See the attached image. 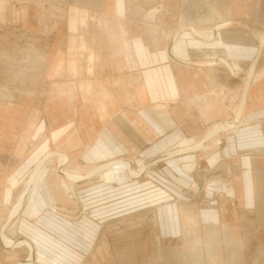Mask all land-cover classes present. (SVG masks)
<instances>
[{"label": "rangeland", "instance_id": "obj_1", "mask_svg": "<svg viewBox=\"0 0 264 264\" xmlns=\"http://www.w3.org/2000/svg\"><path fill=\"white\" fill-rule=\"evenodd\" d=\"M125 1L107 0L106 5L130 18L129 29L134 33L141 25L149 28L144 21L156 17L152 26L162 49L168 47L164 37L169 31L180 34L179 15L181 20L192 22H184L185 26L195 25L206 13L227 15L229 4L228 0ZM259 1L256 17L246 4L229 7V20H226L229 24L220 33L226 34L222 29H227L233 36L246 32L253 38L252 77L264 68V41L260 40L261 37L264 40V0ZM63 2L67 5L69 0ZM134 9L139 11L143 24H134ZM55 14L40 21L43 26L36 33L19 27L10 32L11 18L0 19V51L7 54L0 55V88L10 94V97L0 96V264H13L17 259L21 262L15 264L26 261V245L17 247L21 241L18 238L27 237L19 229L22 219L45 230L55 240L69 234L64 243L78 256L68 264H264V73L257 81H251L248 89L251 58H239L238 66L233 69L230 59L232 67L224 66L214 62L216 58L211 52L202 58L190 57L196 61L212 59L213 64L204 69L189 65V74L184 71V79L182 75L179 78V94L174 101L169 99L173 103H163L170 106L166 107V114L172 117L174 111L177 120L189 131L194 118H198V108L190 102L191 94L183 93L184 85L197 93H211L224 110L214 114L203 127L196 124L207 141L200 144L199 140L191 147V144H175L174 149L159 154L146 151L106 156L92 162L88 169L69 171L66 169L72 162L87 166L91 143L73 150L75 155L59 165V153L63 152L53 148L43 130L40 133L45 126H38L43 123L44 114L37 100L43 98L40 93L54 81L45 79V73L42 75L44 54L48 56L58 42L60 22L64 20L63 13L60 15L57 9ZM15 20L18 25L20 22ZM215 21L216 26L226 22ZM219 55L215 57L223 56ZM162 61L164 70L165 64L172 63L168 58ZM164 70L163 84H167L170 75ZM194 71L198 78L190 75ZM166 88L171 89L170 86L163 89ZM12 98L19 99V103L2 104ZM188 111L193 117H187ZM221 125L223 128L216 130ZM18 141H26L20 154L15 151ZM117 159L129 160L137 176L131 177L123 167L113 168ZM35 168V182L25 185ZM51 171H57L63 178L69 172L77 180L79 176L85 178L78 182L69 180L70 203L64 202L67 200L57 191L53 197ZM53 184L56 187L54 181ZM9 185L11 192L6 194L5 187ZM35 185L41 190L33 191ZM23 192L25 201L21 209L4 229L3 222ZM46 214L53 215L51 226L41 221ZM2 234L14 241V249L2 246ZM34 261L29 264H36Z\"/></svg>", "mask_w": 264, "mask_h": 264}, {"label": "crops", "instance_id": "obj_2", "mask_svg": "<svg viewBox=\"0 0 264 264\" xmlns=\"http://www.w3.org/2000/svg\"><path fill=\"white\" fill-rule=\"evenodd\" d=\"M63 1L0 0V19L8 20L11 18L13 22L10 32L20 28L22 31L36 33L43 26L40 21H46L47 15H56V9L60 15L63 13L62 18L64 20L59 19L61 28L60 37L56 39L58 42L48 56L44 54L45 58L42 63V75L45 73V79L54 81H51L45 92L40 93L43 94V98L37 101L39 109L44 114L43 123L38 124L39 128L45 126L40 133L43 130L46 133L47 141L54 146L53 148L63 152L59 153L61 156L59 165L67 162L68 157L71 158L75 155L73 150L81 147V145L91 143L87 151V166L80 167L72 162L69 163L66 170L88 169L89 166L93 165L92 162H97L106 156L113 157L117 154L146 151L158 152L159 154L165 150L174 149L173 145L175 144H191L189 146L191 147L196 146L192 143L199 140L201 141L200 144L207 141L200 126L203 127L214 114H221L224 110L211 93H197L198 91L189 90V87L184 85L185 91L182 92L186 96L191 94L189 100L198 108V118H194L193 127L189 131H186L183 123L180 124L181 121L177 120L174 111L171 113L172 117L168 113L166 114V107L170 108V106L163 103L170 100L174 101L173 98L179 94V78L181 79L184 71L190 72L189 65H196L204 69L205 66L213 64L211 63L212 59L196 61L191 60L190 57L202 58L211 52V56L216 58L214 62L217 61V63L229 67L231 64L228 59H230L234 66L233 69L238 66L236 63L239 58H251L252 63L247 72L250 78L246 88L249 87L251 81H257V78L264 73L263 68L262 73L252 77V64L255 61L251 56L254 53L252 37H248L246 32L243 33L244 36H233L227 33V29H222L226 34L220 35L221 28L229 24L226 21L229 20V7L232 9L235 5L238 7L246 4L251 15L254 14L253 17H256L259 15V0H242L243 2L228 0L227 15L222 16L216 12L213 15L206 13L203 14L199 24L190 26L184 24H188V22L192 24V22L181 20L182 17L179 15L177 19L178 25L181 27L180 34L178 31L173 33L169 31V34L164 37L168 45L165 49L160 46L158 34L155 33L156 31L152 26L156 17L151 16L150 20L144 21L143 18L139 17L137 8L134 9L136 11L133 13L136 16L134 24H139V22L143 24L144 21L150 27L145 28L144 25H141L137 29L138 32L134 33L129 29L128 21L130 18L124 17V13L119 9L117 12L115 8L108 9L111 6L106 5L108 4L107 0H69L67 5ZM125 2L129 3L127 0ZM179 3L183 4L182 2ZM218 4L221 5V3ZM62 5H64L63 9ZM126 7H128L127 4L125 9ZM208 16L210 18H207ZM15 18L17 22H20L18 25ZM218 19L220 22H226L216 26L217 21L215 20ZM230 24H233V21H230ZM236 32L240 33L239 31ZM260 40L263 43L262 37ZM214 52L222 53L218 55L223 56L221 58L215 57L218 55H215ZM166 58L172 63L165 64L164 70L162 69V59ZM171 64L179 65V67H174ZM163 70L168 71L170 83L163 84ZM190 75L193 78L199 77L197 71H194L193 74L190 73ZM186 76L189 78L188 75ZM182 78L184 79V75ZM165 86H170L171 89H163ZM259 93L263 94V91H259ZM19 99L12 98L2 104H18ZM186 114L189 118L193 117L189 111ZM221 128L218 127L216 130ZM212 133L213 131L209 134L212 135ZM19 141L15 151L20 154L27 140L24 143ZM64 153H67L68 156ZM117 160H125L131 167L129 160ZM36 171L35 168L25 185L28 186V183L35 182ZM69 174L70 172L65 174L66 179L57 171H51L49 174L50 191L53 197L54 191H57L61 197H65L67 201L64 202L67 203H70L68 194L71 185L69 177L71 176ZM84 179L79 176L76 181ZM38 186L35 185L33 191H37V188L41 190ZM5 189L6 194L11 192L10 185ZM24 198L25 192L18 195L13 209L2 224L3 228L5 223L9 222L19 212L25 201ZM52 217L53 215L46 214L41 218V221L43 224L46 223L47 226H51L50 224L53 223L54 219ZM19 229L27 237L18 239L27 242V245L29 244L30 248L25 246L28 252L27 256L30 253L33 256L30 260H35L34 263L68 264L76 260L78 255H73L69 246L64 243L67 241L66 238L70 236L65 231V237L59 236V239L55 240L45 230L37 229L33 223L27 222L25 219L20 222ZM32 243H34L35 248ZM2 246L5 249L15 248ZM17 261L20 260L17 259L15 263Z\"/></svg>", "mask_w": 264, "mask_h": 264}, {"label": "bare ground", "instance_id": "obj_3", "mask_svg": "<svg viewBox=\"0 0 264 264\" xmlns=\"http://www.w3.org/2000/svg\"><path fill=\"white\" fill-rule=\"evenodd\" d=\"M173 1V0H172ZM174 2V1H173ZM197 33V32H196ZM173 54V53H172ZM0 55H4V56H6L7 54L6 53H4V52H2V51H0ZM171 56V55H170ZM1 89H3V91L1 90ZM0 96H3V97H10L9 95H8V93H6V92H4L5 91V89L2 87V88H0ZM12 93V92H11ZM240 111V110H239ZM227 126V125H226ZM221 127H222V125H221ZM223 128V127H222ZM114 164V166H113V168H119V167H123V169H126L130 174H131V177H135V176H137V174H134L133 173V168H131L130 167V164L129 163H127L125 160L123 161V160H117V162H115V163H113ZM144 168V167H143ZM135 171V170H134ZM143 171V170H142ZM136 172V171H135ZM74 177V176H73ZM73 177H69L71 180H75L76 178H73ZM76 181V180H75ZM16 209V208H15ZM6 224V223H5ZM3 227V226H2ZM2 230V229H1ZM1 239H2V242H3V245L5 246V247H9V248H14V245H12L13 244V240H11L8 236H6V235H4V234H2L1 235ZM19 240V239H18ZM21 242V243H20ZM20 242H18V247L19 246H23V244L24 245H26L28 248H30V246H28L27 245V242H25V241H23V240H21ZM31 258H33V256L32 255H30V253H29V257L27 256V258L25 259L26 261L23 263V264H29L30 263V261H32V260H30ZM21 264V263H20Z\"/></svg>", "mask_w": 264, "mask_h": 264}]
</instances>
